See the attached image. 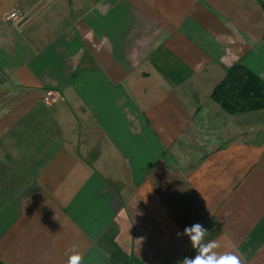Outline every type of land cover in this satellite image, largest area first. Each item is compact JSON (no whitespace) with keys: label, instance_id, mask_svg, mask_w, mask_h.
<instances>
[{"label":"crops","instance_id":"0c3cea01","mask_svg":"<svg viewBox=\"0 0 264 264\" xmlns=\"http://www.w3.org/2000/svg\"><path fill=\"white\" fill-rule=\"evenodd\" d=\"M238 61L264 81V0H0V264H178L195 223L264 264V109L211 99Z\"/></svg>","mask_w":264,"mask_h":264},{"label":"trees","instance_id":"16d2710c","mask_svg":"<svg viewBox=\"0 0 264 264\" xmlns=\"http://www.w3.org/2000/svg\"><path fill=\"white\" fill-rule=\"evenodd\" d=\"M211 99L231 115L264 109V81L238 61L215 84Z\"/></svg>","mask_w":264,"mask_h":264},{"label":"clouds","instance_id":"9594fccd","mask_svg":"<svg viewBox=\"0 0 264 264\" xmlns=\"http://www.w3.org/2000/svg\"><path fill=\"white\" fill-rule=\"evenodd\" d=\"M207 233L208 230L199 223L185 227L182 233H177L178 237H189L191 247L197 253L192 258L184 257L178 264H241V259L238 255L231 252H218L217 249L220 245L217 241L204 243V238ZM66 255V264H83L84 256L78 250L77 245H72Z\"/></svg>","mask_w":264,"mask_h":264},{"label":"rangeland","instance_id":"374dc122","mask_svg":"<svg viewBox=\"0 0 264 264\" xmlns=\"http://www.w3.org/2000/svg\"><path fill=\"white\" fill-rule=\"evenodd\" d=\"M254 111H256V110H254ZM223 112H225V111H223ZM249 112H252V111H249ZM207 135H209V134H207ZM188 139H192L193 140L192 143L188 142ZM188 139H187L188 143L184 144L183 148L180 151V154H182V150H183V155L181 158L183 159V161L185 163H186V161H191V160H194L196 157H199L206 150L205 148H202L203 143L201 141L197 142L196 138L192 137L191 135H188Z\"/></svg>","mask_w":264,"mask_h":264},{"label":"built area","instance_id":"2783aa9c","mask_svg":"<svg viewBox=\"0 0 264 264\" xmlns=\"http://www.w3.org/2000/svg\"><path fill=\"white\" fill-rule=\"evenodd\" d=\"M19 17V10L16 8L11 9L6 15V21H14ZM61 98L60 93L56 89L46 90L42 96V101L46 106H51Z\"/></svg>","mask_w":264,"mask_h":264}]
</instances>
